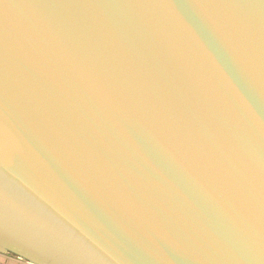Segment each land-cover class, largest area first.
I'll list each match as a JSON object with an SVG mask.
<instances>
[{"label": "water", "instance_id": "95a60500", "mask_svg": "<svg viewBox=\"0 0 264 264\" xmlns=\"http://www.w3.org/2000/svg\"><path fill=\"white\" fill-rule=\"evenodd\" d=\"M0 251L264 264V0H0Z\"/></svg>", "mask_w": 264, "mask_h": 264}, {"label": "crops", "instance_id": "0c3cea01", "mask_svg": "<svg viewBox=\"0 0 264 264\" xmlns=\"http://www.w3.org/2000/svg\"><path fill=\"white\" fill-rule=\"evenodd\" d=\"M0 264H23L19 261V258H12L5 253L0 252Z\"/></svg>", "mask_w": 264, "mask_h": 264}, {"label": "rangeland", "instance_id": "374dc122", "mask_svg": "<svg viewBox=\"0 0 264 264\" xmlns=\"http://www.w3.org/2000/svg\"><path fill=\"white\" fill-rule=\"evenodd\" d=\"M1 252V251H0ZM4 253V252H2ZM7 256L9 257H12V258H18V256L16 255H13L11 252H8V253H5ZM19 261L22 262L23 264H31V263H28L25 259H20L19 258Z\"/></svg>", "mask_w": 264, "mask_h": 264}, {"label": "snow or ice", "instance_id": "6c2138e0", "mask_svg": "<svg viewBox=\"0 0 264 264\" xmlns=\"http://www.w3.org/2000/svg\"><path fill=\"white\" fill-rule=\"evenodd\" d=\"M183 10H184V9L178 8V7L176 6V12H177L178 15H181V16H182V12H183Z\"/></svg>", "mask_w": 264, "mask_h": 264}]
</instances>
